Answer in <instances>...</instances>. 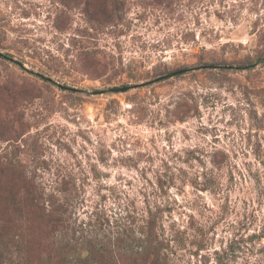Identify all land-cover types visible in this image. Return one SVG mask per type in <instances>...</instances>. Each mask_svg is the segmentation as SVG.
I'll list each match as a JSON object with an SVG mask.
<instances>
[{
	"label": "rangeland",
	"instance_id": "rangeland-1",
	"mask_svg": "<svg viewBox=\"0 0 264 264\" xmlns=\"http://www.w3.org/2000/svg\"><path fill=\"white\" fill-rule=\"evenodd\" d=\"M0 53V264H264V0H0Z\"/></svg>",
	"mask_w": 264,
	"mask_h": 264
},
{
	"label": "trees",
	"instance_id": "trees-1",
	"mask_svg": "<svg viewBox=\"0 0 264 264\" xmlns=\"http://www.w3.org/2000/svg\"><path fill=\"white\" fill-rule=\"evenodd\" d=\"M30 185L29 189L26 190L24 198L16 200L13 197L11 217H15L11 224H14V227L21 226L24 222L41 219V221H46L47 226L43 224V227H49V230L56 229L55 222L60 223L62 219L56 218L54 215L55 212L59 211L60 205L57 208H52V210L47 211L45 207V201L43 195L36 197L34 193L29 192L33 190V183ZM11 197V196H10ZM44 201V202H43ZM5 221L3 218H0V223ZM51 226V227H50ZM156 218L155 216L151 217L148 225L142 228L141 237L129 246L128 251H120L118 249L120 245V240H116L115 246L117 249L114 251H108L105 248L94 249L93 247H84L82 251L80 249H75L72 247L62 248V251L57 255L56 262L57 264H166V259H163L161 256L162 246L164 242L159 238L158 234L155 232L156 229ZM6 229L4 225L0 224V231ZM48 230V233H49ZM47 232V229H45ZM18 244L22 245L26 241L23 235H21ZM126 250V249H125ZM85 252L86 255H83ZM23 253V250H21ZM77 254L76 262L69 260L70 257ZM26 260V257H23ZM29 260L25 261V264H28ZM2 264V263H1Z\"/></svg>",
	"mask_w": 264,
	"mask_h": 264
},
{
	"label": "water",
	"instance_id": "water-1",
	"mask_svg": "<svg viewBox=\"0 0 264 264\" xmlns=\"http://www.w3.org/2000/svg\"><path fill=\"white\" fill-rule=\"evenodd\" d=\"M0 56H1V57H5V58H8V59H9V57H7V56H4V55H3V54H1V53H0ZM175 74H176V73H175ZM175 74L169 75V77H172V76H174ZM124 90H126V89H122L121 91H124Z\"/></svg>",
	"mask_w": 264,
	"mask_h": 264
}]
</instances>
